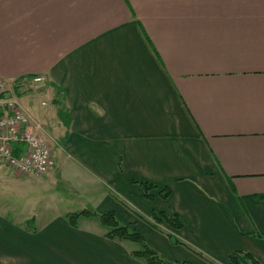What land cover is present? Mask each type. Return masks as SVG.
I'll return each mask as SVG.
<instances>
[{
  "label": "crops",
  "instance_id": "obj_1",
  "mask_svg": "<svg viewBox=\"0 0 264 264\" xmlns=\"http://www.w3.org/2000/svg\"><path fill=\"white\" fill-rule=\"evenodd\" d=\"M0 79L51 156L0 164V264H144L66 218L110 211L166 262L264 264V0H0Z\"/></svg>",
  "mask_w": 264,
  "mask_h": 264
},
{
  "label": "built area",
  "instance_id": "obj_2",
  "mask_svg": "<svg viewBox=\"0 0 264 264\" xmlns=\"http://www.w3.org/2000/svg\"><path fill=\"white\" fill-rule=\"evenodd\" d=\"M41 82L42 78H32L31 84L35 91L41 88ZM28 125L29 119L20 109L16 95L0 79V164L18 174L42 175L51 167L50 152L44 144H39L38 140L28 134ZM20 129H24V132H20ZM14 141L25 143L30 152L28 159L12 156L7 146Z\"/></svg>",
  "mask_w": 264,
  "mask_h": 264
},
{
  "label": "trees",
  "instance_id": "obj_3",
  "mask_svg": "<svg viewBox=\"0 0 264 264\" xmlns=\"http://www.w3.org/2000/svg\"><path fill=\"white\" fill-rule=\"evenodd\" d=\"M138 185L143 191L144 198L147 200H152L153 197L151 195V191L157 189V187L147 182H139ZM167 195H168V191L166 189H162L158 192V196L163 199L166 198ZM80 217H95L99 221L100 225L108 230L105 237L110 240L129 241L139 244L141 246L140 250L131 253V255L134 258L141 260L144 264H187L185 262H166L163 259H161L154 251H152L145 245L142 237L136 230L134 229L129 230L128 227L121 226L116 218V213L113 211L104 214L81 212L78 214H71L66 216L68 223L72 227L76 226V220ZM136 217L139 220L143 221L142 218L138 216ZM150 221L153 224L165 221V223L170 224L176 229H180L182 227V223L176 217L168 219L161 212L160 213L152 212L150 215ZM173 242L176 243L175 240H173ZM244 257L247 260H249V264H257L256 262L251 260V258H249L248 256H244ZM230 264H240V262L238 261L236 256H232L230 258Z\"/></svg>",
  "mask_w": 264,
  "mask_h": 264
},
{
  "label": "rangeland",
  "instance_id": "obj_4",
  "mask_svg": "<svg viewBox=\"0 0 264 264\" xmlns=\"http://www.w3.org/2000/svg\"><path fill=\"white\" fill-rule=\"evenodd\" d=\"M34 78H42V77H34ZM28 80H30V79H28ZM27 80V81H28ZM32 80V79H31ZM31 80L29 81V82H31ZM42 83V84H41ZM40 84H41V86H43V84H44V79L42 78V82H41ZM35 85V84H34ZM19 103V102H18ZM27 129V132H28V134L30 135V136H33L36 140H38L39 141V144H44V146L45 147H47L46 148V150H49L48 152H50V146L48 145V143H46V141L43 139V137L42 136H40V132H38L39 130H40V124L39 123H37V124H34V126L33 125H28L27 127H26ZM20 132H24V129H20ZM15 146H22L23 147V149L25 150V153H24V155H22V156H15L14 155V153H13V147H15ZM7 148H8V150L10 151V153L12 154V156L14 157V158H17V159H28L29 158V156H30V152H28V149H27V147H26V145H25V143L24 142H21V141H14V142H11L8 146H7ZM50 160H51V156H50ZM51 162V161H50ZM10 170H12V169H10ZM13 171V170H12ZM14 172V171H13ZM138 183L139 182H131V184H134V185H137L138 187H139V185H138ZM141 191H142V189H140ZM122 205H123V203H122ZM122 205H118V207L117 208H123V209H126V210H128V212L130 213L131 211H134V209L133 208H131V206L130 205H128L127 203H125L124 202V205L122 206ZM35 208H39L38 206H36V204H35ZM116 218H117V216H116ZM117 220H118V218H117ZM119 221V220H118Z\"/></svg>",
  "mask_w": 264,
  "mask_h": 264
}]
</instances>
